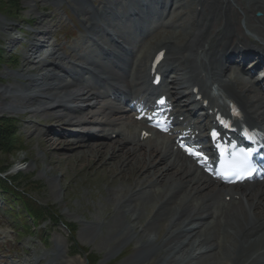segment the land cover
<instances>
[{
    "label": "bare ground",
    "instance_id": "obj_1",
    "mask_svg": "<svg viewBox=\"0 0 264 264\" xmlns=\"http://www.w3.org/2000/svg\"><path fill=\"white\" fill-rule=\"evenodd\" d=\"M59 3L62 1L57 0ZM72 3L74 11L84 18L88 33L97 35L92 40L100 46L105 57L123 62L122 55H126V49L132 46L130 44L139 45L131 58L122 64L123 75L109 67L105 57L99 63L91 57L87 64H77L84 69L88 66L89 73L108 92L128 96L135 89L137 92L146 89L151 56L153 52L166 49L169 57L164 71L175 70L177 75L172 82L166 79L163 84L188 103L185 108H180V116L185 113L193 120L198 113L204 112L203 123L196 126L189 123L188 128L203 132L204 126L212 122L207 115L212 106L203 110V103L196 102V95L192 93L194 87L200 85L207 99L217 85L214 87L216 98L236 102L248 122L264 127V89L259 85L260 77L236 74L231 67L226 68L222 60L230 59L238 51L249 56L264 55V0L167 1L165 6L158 8L159 11L141 21L144 22L141 42L137 34L129 32L128 24L115 25L118 13L109 11L102 25L98 21L99 13L89 11L92 7L86 0H72ZM112 6L118 8V12L125 8L119 0H106L103 8L111 10ZM168 10L174 15L172 20L167 19L166 23L151 20L153 17L163 20ZM257 12H261L262 18L253 17ZM134 14L141 20L135 9ZM240 14L244 18V28L240 25ZM43 24L41 21L35 32L20 72L7 73L15 80L24 81L27 91L33 88L40 90L32 92V97L20 99L13 96L18 92L16 89L0 86V112L15 114L26 111L34 115L55 112L52 119L55 125L39 134L47 138L44 147L50 150L46 152L52 157L64 144L65 148L73 151L70 159L77 155L83 162L98 159L101 168L113 175L112 183L120 181V187L114 189L109 198L115 213L109 217L98 215L91 221V236L95 238L99 231L105 229L104 239L117 242L118 247L135 243V254L127 262L133 264H264V183L233 188L215 185L191 160L174 151L167 136L141 141V133L137 136V129L144 125L128 116L117 117L129 110L111 107L98 87L91 86L81 76L75 78V84H68L55 70L47 69L54 66L56 71L69 72L61 62L56 64L57 59L63 58L51 43L50 31L40 27ZM166 26L172 31L163 35L162 30ZM48 47L51 49L45 54ZM114 47L120 52H116ZM253 60L249 63L256 61ZM257 64L258 68L262 67V62ZM247 65L248 62L243 64L245 70ZM16 99L20 102L15 103ZM211 102L215 106L220 104L217 99ZM189 106L193 107L192 112L186 109ZM218 108L223 109L221 106ZM67 126L73 127L68 137L49 138L57 128ZM103 126L109 127L105 136ZM113 134H116L115 140L112 139ZM92 139L100 141L92 142ZM50 166H54V161L42 171L43 174L53 171ZM223 195H237L239 203L233 199L226 208L221 203ZM165 223H168L167 233L161 237L155 232L158 233ZM151 233L155 235L151 236ZM44 262L76 264L65 261L59 249L54 250L53 258L41 255L15 264Z\"/></svg>",
    "mask_w": 264,
    "mask_h": 264
},
{
    "label": "rangeland",
    "instance_id": "obj_2",
    "mask_svg": "<svg viewBox=\"0 0 264 264\" xmlns=\"http://www.w3.org/2000/svg\"><path fill=\"white\" fill-rule=\"evenodd\" d=\"M60 1L61 4H57V0H0V86L16 89L18 92L13 96L20 99L32 97V92L40 90L33 88L27 91L24 81L15 80L7 73L15 74L22 69L24 55L30 50L41 21L44 24L40 27L50 31L51 43L60 58H63L57 59L56 64L61 62L72 74L81 75L92 85L95 84L91 75L76 64H87L91 57L99 63L103 56L99 55L98 48L89 40L80 20L74 15L72 0ZM87 1L102 7L106 0ZM117 9L112 6L108 11ZM261 15V12H257L253 17L259 19ZM239 16L240 25L245 27L244 18L241 14ZM154 20L162 22L158 18ZM121 21L122 18L118 17L115 25H127ZM127 27L134 34L132 24ZM165 30L167 32L163 35L170 34V29ZM130 45L134 48L139 46ZM50 49L46 48L44 53ZM105 62L109 65L107 60ZM47 69L55 70L68 84H75L65 72L56 71L54 66ZM19 102L15 100V103ZM54 114L53 111L43 115L28 114L26 111L15 114L0 112V132L4 136L1 140L6 143L0 146V178L17 194L16 198L10 195L6 198L0 192V261L3 254L11 256L10 263L12 258L18 261L19 257L22 260L35 259L41 255L53 258L54 250L59 249L64 260L69 263L133 264L127 262L135 254V243L118 247L117 242L104 239L105 229L99 231L95 238L90 233V223L98 215L109 217L115 213L116 209L109 198L114 189L120 187V181L113 184V175L101 168L98 159L83 162L80 155L70 159L73 151L65 148L64 144L52 157L47 153L50 150L44 147L47 138H41L39 134L55 125L52 122ZM71 129L73 127L70 126L57 128L49 138H66ZM94 140L97 139H92V142ZM108 146L112 148V144ZM52 161L54 166L49 168L53 171L48 175L43 174L42 171ZM26 208L37 213V217L30 216ZM167 228L168 223H165L155 233L162 237L167 233ZM155 233L150 235L154 236Z\"/></svg>",
    "mask_w": 264,
    "mask_h": 264
},
{
    "label": "trees",
    "instance_id": "obj_3",
    "mask_svg": "<svg viewBox=\"0 0 264 264\" xmlns=\"http://www.w3.org/2000/svg\"><path fill=\"white\" fill-rule=\"evenodd\" d=\"M3 137H4L3 133L0 132V146L6 144L4 141L1 140V138L3 139ZM7 186H8L7 183L3 179L0 178V192H2V194H4V196L6 198H9V195L12 196L13 198H16L17 194H15L14 191L10 190ZM26 209H27L28 213L30 214V216L37 217V216H35L37 213L29 210L28 208H26Z\"/></svg>",
    "mask_w": 264,
    "mask_h": 264
},
{
    "label": "snow or ice",
    "instance_id": "obj_4",
    "mask_svg": "<svg viewBox=\"0 0 264 264\" xmlns=\"http://www.w3.org/2000/svg\"><path fill=\"white\" fill-rule=\"evenodd\" d=\"M213 135L215 136V133H213ZM189 154H191L193 156H197L198 155L197 153H195L194 151H191V150H189Z\"/></svg>",
    "mask_w": 264,
    "mask_h": 264
}]
</instances>
